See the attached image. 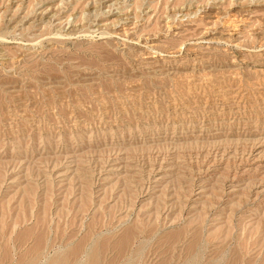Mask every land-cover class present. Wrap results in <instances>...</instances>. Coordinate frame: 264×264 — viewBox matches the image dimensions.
I'll list each match as a JSON object with an SVG mask.
<instances>
[{"label":"rangeland","instance_id":"rangeland-1","mask_svg":"<svg viewBox=\"0 0 264 264\" xmlns=\"http://www.w3.org/2000/svg\"><path fill=\"white\" fill-rule=\"evenodd\" d=\"M86 249L264 264V0H0V264Z\"/></svg>","mask_w":264,"mask_h":264},{"label":"clouds","instance_id":"clouds-1","mask_svg":"<svg viewBox=\"0 0 264 264\" xmlns=\"http://www.w3.org/2000/svg\"><path fill=\"white\" fill-rule=\"evenodd\" d=\"M88 259H89V251L86 249L80 257L79 264H88Z\"/></svg>","mask_w":264,"mask_h":264},{"label":"bare ground","instance_id":"bare-ground-1","mask_svg":"<svg viewBox=\"0 0 264 264\" xmlns=\"http://www.w3.org/2000/svg\"><path fill=\"white\" fill-rule=\"evenodd\" d=\"M125 233H126V232H125ZM126 234H127V233H126ZM124 236H125V235H124ZM125 237H126V236H125ZM122 239H123V238H122ZM126 239H128V238H126ZM120 240H121V239H120ZM37 243H38V241H37ZM120 243H121V242H120ZM125 243H126V242H125ZM118 244H119V243H118ZM118 244H117V245H118ZM120 246H121V244H120ZM120 246H119V247H120ZM46 257H47V256H46ZM91 258H92V257H91ZM97 258H98V257H97ZM54 263H56V262L54 261L53 264H54ZM88 263L90 264V263H91V260H90V262H88ZM92 263H93V262H92ZM97 263H98V262H96V264H97Z\"/></svg>","mask_w":264,"mask_h":264}]
</instances>
